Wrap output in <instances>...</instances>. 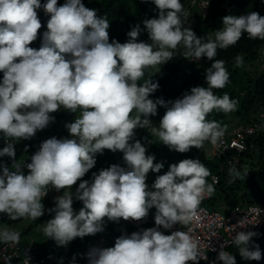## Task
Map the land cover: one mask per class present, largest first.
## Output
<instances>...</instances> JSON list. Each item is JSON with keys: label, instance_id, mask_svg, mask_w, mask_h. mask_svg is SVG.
<instances>
[{"label": "clouds", "instance_id": "9594fccd", "mask_svg": "<svg viewBox=\"0 0 264 264\" xmlns=\"http://www.w3.org/2000/svg\"><path fill=\"white\" fill-rule=\"evenodd\" d=\"M142 2L153 3L158 18L143 20V29L140 24L132 26L127 42L120 43L110 42L107 17L87 8L82 0H65L63 5L59 0L43 4L41 0H0V133L4 135L0 159H9L8 165L0 164V213L13 220L53 217L42 224V232L58 247H67L78 238L103 232L106 219L141 221L155 208V227L124 233L113 247L90 249L85 263L199 264L206 257L191 229H172L192 223L202 200L214 192V182L207 181L210 172L199 159H185L157 175L150 189L148 174L160 173L164 164L146 155L136 129L150 128L163 145L178 153L199 149L205 142L217 144L225 129L207 116L214 110L230 113L237 102L214 92L229 82L224 62L215 57L218 50L236 45L245 34L264 40V16L255 11L227 15L222 27L205 39L186 26L191 13L181 0ZM42 9L50 16L47 26L38 18L37 10ZM43 29L40 48L30 47ZM144 29L150 43L139 40ZM181 48L187 59L211 61L206 69L207 87H193L175 101H154L150 97L159 89L157 74L147 70L160 73L159 66L173 60ZM235 66H243L242 57H236ZM182 74H187L185 69ZM158 106L166 111L156 126L150 117L158 114ZM62 110L76 114L65 125L69 136L49 138L37 151L16 155L15 143L36 146L33 138L43 135L38 131L54 123L52 114ZM105 150L114 156L123 153L126 166L116 159L110 167L93 172L91 180L82 181ZM232 175L241 173L234 169ZM78 181L82 182L74 190ZM53 188L61 193L54 202L45 198ZM74 200L82 202L76 211ZM245 221L242 217L231 227L236 233L232 243L245 261H259L262 252L253 242L259 234L247 230ZM34 228L22 236V230L0 227V243L38 244L31 235ZM88 242L78 241L74 253L68 247L60 254H49L38 245L49 257L65 258ZM224 248L221 245L216 264H237L235 255Z\"/></svg>", "mask_w": 264, "mask_h": 264}, {"label": "trees", "instance_id": "16d2710c", "mask_svg": "<svg viewBox=\"0 0 264 264\" xmlns=\"http://www.w3.org/2000/svg\"><path fill=\"white\" fill-rule=\"evenodd\" d=\"M46 0H41V3H45ZM184 8H191L189 0H181ZM64 2L59 0V5H63ZM92 8L96 10L99 16L107 17L110 28L109 38L111 40H117L120 43H125L129 39L127 32L131 30L132 26L140 24L141 28H144L142 23L145 19L158 18L159 10L151 2H142V0H92ZM255 11L261 16H264V0H209V15L203 18L201 14L197 15L198 23L192 26L189 22L188 25L196 33L198 37L207 38L208 35H213L214 32L222 27V18L227 15H243L248 12ZM38 18L41 21L42 26H47V22L50 19L49 15H46L44 10H37ZM140 41L149 42V35L144 29L140 36ZM41 44L42 39L37 38L36 40ZM30 47L34 48L31 44ZM35 49H38L35 47ZM264 40L249 39L247 34L242 36L241 40L236 45L230 46L228 49L218 50L216 60H222L229 73V82L224 88L214 89L217 96L223 97L225 94L237 102L236 108L230 113H225L220 110H214L209 113L207 119L209 121L218 122L224 129L228 125L230 120L235 121L237 127L247 126L253 122L262 121L260 115L264 114V72H252L246 68V63L255 64L261 61L264 62ZM184 49L177 50L173 56V60L166 64V68H163L160 75L154 79L159 83V89L150 98L154 101L158 98H163L165 102L175 101L186 92H190L193 87L206 85V69L210 67L211 61L208 59L199 65L192 66L191 75L182 74L184 66L186 65L187 58L183 55ZM243 58V66L237 67L236 57ZM151 70V69H150ZM3 74L0 73V79ZM166 109L158 106V114L150 117L154 123L160 120L165 114ZM55 116V127H62L59 132L56 130H50L48 127L42 131L43 135H36L33 138V144L37 145L34 147L25 144H16V155L18 153L22 155L29 154L32 150L37 151L40 144L52 137H65L67 134L66 124L73 122L75 113L68 111H59L53 113ZM59 137V138H60ZM136 139L140 140L147 148L146 155H154L155 163L162 161L163 149L165 145L161 142L154 140V137L150 131V128H137ZM196 149L192 148L189 152L178 153L172 151L177 157V160L171 159L170 165L178 164L180 161L185 159L197 160L199 159L205 167L209 170V177L216 173L219 175V184L214 186V192L211 194L210 207L212 210H220L222 205H226L233 208L240 203L245 205H257L264 204V130L256 137L248 141V149L246 152L240 155L239 164L235 167L225 168L223 171L220 170V164L224 161L220 157H207L205 146ZM123 158V153L119 152ZM103 158V157H102ZM101 155H97L96 159L102 162ZM7 159V158H6ZM0 160V164L7 162ZM103 162L107 163L106 160ZM111 165V161L108 162L104 168H108ZM260 165L262 168L260 169ZM126 165L124 164L123 167ZM255 166H258L255 168ZM103 168V169H104ZM168 169V166L166 167ZM250 173L248 172L250 169ZM164 169V168H163ZM239 170L241 175L234 177L232 175L233 170ZM100 170H98L99 172ZM249 173V174H248ZM148 175L153 176L154 183L157 175H163L160 173L150 172ZM209 177H207L208 183ZM244 193V194H243ZM243 194V195H242ZM82 204L80 201H75L73 204L74 211L79 209ZM53 217L39 218L33 227L40 225ZM25 218L13 220L7 216V214L0 213V227L12 228L15 225L21 224L25 221ZM28 228L26 231H20L22 236L31 233V229ZM109 229V228H108ZM106 229V232H110ZM165 233V232H164ZM97 233L94 236H86L84 238H78L73 241L70 245V252L74 253V247L79 243H86L92 239H95ZM259 248L264 250V238L261 243L257 244ZM107 247V246H106ZM236 254L238 248L235 246L234 249ZM205 264V263H200ZM239 264H264V253L259 261H244L240 260Z\"/></svg>", "mask_w": 264, "mask_h": 264}, {"label": "built area", "instance_id": "2783aa9c", "mask_svg": "<svg viewBox=\"0 0 264 264\" xmlns=\"http://www.w3.org/2000/svg\"><path fill=\"white\" fill-rule=\"evenodd\" d=\"M189 2L191 7L199 5L203 18L209 15L208 0H189ZM206 60L207 58L205 57L198 62H194L188 58L184 66L185 73L191 75V67L204 63ZM260 117L262 121L253 122L247 126L235 127L230 130L225 129L224 136L215 145L207 142L212 149L209 157H220L224 159L220 164L221 169L235 167L239 164L240 155L248 149V141L258 136L264 130V114ZM115 156L118 164L120 166L124 165L123 158L119 152H116ZM209 181L211 183L214 182V186H217L219 184V175L216 173L212 174L209 177ZM57 196H61V193L53 188L45 198L51 197L54 202ZM211 198L210 195L202 200L198 213L192 223L187 226L176 225L172 231H188L191 229V234L201 242L202 252L206 257L200 260L199 264H216V257L221 250V245H225V251L235 255L237 264H239L240 260L244 259L233 250L235 245L232 243V237L236 233L231 227L236 225L239 219L246 217L245 228L259 234L253 238L254 244L261 243L264 238V204L245 205L240 203L233 208L222 205L220 210H212L210 207ZM155 213L156 209L152 208L149 210V215L141 221H124L121 219L122 224L119 228L100 236L95 241L88 242L76 254L65 258L47 256L43 249L34 241L25 245L20 240L15 245L0 243V264H86L85 260H87V253L90 249L94 247L106 248V246L114 243L124 233L130 235L135 230L155 225ZM163 230L166 235L171 234V231ZM238 230L243 231L244 229Z\"/></svg>", "mask_w": 264, "mask_h": 264}, {"label": "rangeland", "instance_id": "374dc122", "mask_svg": "<svg viewBox=\"0 0 264 264\" xmlns=\"http://www.w3.org/2000/svg\"><path fill=\"white\" fill-rule=\"evenodd\" d=\"M60 1H63L64 3H65V0H60ZM82 2L84 3V5L87 7V8H89V9H91L92 8V0H82ZM186 10H188V8H185ZM189 12L191 13V17H190V19H189V22L191 23V25L192 26H195L197 23H198V21H197V15L198 14H200V9H199V5H196V6H193V7H191L190 9H189ZM44 31H46V29H43L39 34H38V38L39 39H42V34H43V32ZM32 45L34 46V48L36 47V48H40V46H41V44L39 43V42H37V41H34L33 43H32ZM246 65V68L249 70V71H252V72H260V73H262V72H264V62L263 61H261V62H259V63H255V64H250V63H246L245 64ZM167 66H166V64L163 66V65H161V66H159V69H161V71L163 70V68H166ZM148 72H151V73H154V74H157L155 77H158V75H160V73L158 72V69H149V70H147ZM154 77V78H155ZM262 115V114H261ZM260 115V116H261ZM76 118V116H74V119ZM161 120V119H160ZM160 120H157V121H155L154 122V124L156 125V126H159V123H160ZM72 121H74V120H72ZM55 122L54 123H51L49 126H48V128L52 131V130H56L57 132H59L60 131V129L62 128V127H58L57 129L56 128H54L55 126ZM235 127H237V125H236V123H235V121H233V120H230L229 121V123H228V125L226 126V129L227 130H230V129H234ZM151 131V130H150ZM67 135L66 136H69V133L67 132L66 133ZM4 135H2V133H0V141H1V139H2V137H3ZM61 136V135H60ZM59 136V137H60ZM65 136V137H66ZM58 136L56 137V138H58V139H62V138H64V137H60L59 138ZM154 137V140H156V141H158V142H160L159 140H158V138L157 137H155V136H153ZM205 149H206V153H207V157H209V155L212 153V149H211V147H210V145H206L205 146ZM99 155V154H98ZM103 157V158H102ZM177 156L167 147V146H165L164 147V149H163V155H162V161L161 162H163V164H164V169H162V174H165L168 170H169V166H170V162H171V159H175V160H177V158H176ZM101 158H102V162L100 163V161H98L97 160V163H96V166L93 168V169H91L90 171H89V173H87L86 175H85V177H83L82 178V181L83 180H91V178H92V173L93 172H96V173H98V170H101V169H103L104 168V166L105 165H107L108 164V162L109 161H111V163H116L114 160H116V158H115V156H114V153L113 152H111L110 150H105L104 151V154L103 155H101ZM11 159V158H10ZM1 160V159H0ZM16 160H17V158H16ZM104 160H106L107 161V163H105V162H103ZM11 161H12V159H11ZM8 162H9V159H8V161L7 162H5L7 165H8ZM12 163H13V161H12ZM168 166V169L166 168ZM258 166H255V168H257ZM262 168V166L260 165V169ZM249 171V173H250V171L252 170V168H250V169H248ZM248 173V174H249ZM27 174V173H26ZM153 176L152 175H148L147 176V180H146V183L149 185V188L151 189V182L150 181H153ZM82 181H78L77 182V185L76 186H74V190H75V187H78V184L80 183V182H82ZM244 194V193H243ZM242 194V195H243ZM82 207H83V205H82ZM37 220V219H36ZM36 220H31V219H26L23 223H21V224H18V225H15V226H13L11 229H13V230H15V231H19V230H23L24 228H26V227H28L29 225H31V224H34L35 222H36ZM47 222V221H46ZM46 222H44V223H46ZM44 223H42V224H44ZM42 224H40V225H36V227L33 229V231H32V237L33 238H35V240L38 242V244L40 245V246H42L43 248H45V250L49 253L50 252V250H49V248L50 249H57L58 251H59V247L57 246V244H56V242L54 241V240H52V239H49L47 236H45L44 234H43V232H42ZM121 224H122V222L120 221L119 223H116V222H111V221H107V219L105 220V229H108V231H112V230H116L117 228H119L120 226H121ZM152 227H155V225H152V226H150V227H146V228H142V229H148V228H152ZM142 229H139V230H135V231H133V232H137V231H140V230H142ZM161 231H163V232H165L162 228L160 229ZM24 231V230H23ZM106 234H108V232H106V231H103V232H101V233H99V235H106ZM165 234V233H164ZM114 244H115V242L114 243H112L109 247H113L114 246ZM50 246V247H49ZM262 253H264V250H262L261 251Z\"/></svg>", "mask_w": 264, "mask_h": 264}, {"label": "crops", "instance_id": "0c3cea01", "mask_svg": "<svg viewBox=\"0 0 264 264\" xmlns=\"http://www.w3.org/2000/svg\"><path fill=\"white\" fill-rule=\"evenodd\" d=\"M104 231H107V230L105 229ZM68 247H70V244L67 247H59V251L57 249H50L49 248V250H50L49 254H60V253H63L66 249H68Z\"/></svg>", "mask_w": 264, "mask_h": 264}]
</instances>
